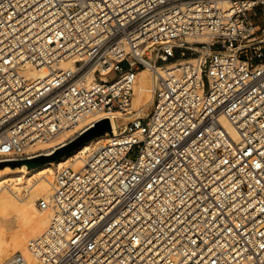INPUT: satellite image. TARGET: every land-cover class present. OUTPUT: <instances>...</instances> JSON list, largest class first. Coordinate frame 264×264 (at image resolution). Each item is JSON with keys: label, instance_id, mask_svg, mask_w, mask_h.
<instances>
[{"label": "built area", "instance_id": "obj_1", "mask_svg": "<svg viewBox=\"0 0 264 264\" xmlns=\"http://www.w3.org/2000/svg\"><path fill=\"white\" fill-rule=\"evenodd\" d=\"M90 117L68 142L109 141L57 169L9 264H264V0H0V163Z\"/></svg>", "mask_w": 264, "mask_h": 264}, {"label": "bare ground", "instance_id": "obj_2", "mask_svg": "<svg viewBox=\"0 0 264 264\" xmlns=\"http://www.w3.org/2000/svg\"><path fill=\"white\" fill-rule=\"evenodd\" d=\"M70 66V63L62 64L64 68ZM144 73L148 75L145 76ZM25 74L28 78L36 79L44 77L47 72L41 68L27 70ZM152 97L153 74L150 70L144 69L138 75L132 98V109L137 112V115L145 114ZM99 118L101 117L87 118L81 121L77 128L64 131L51 140L38 142L28 147L27 150L43 151L48 154L41 156H50L59 148L66 146L69 143L67 140L77 130H82ZM223 124L237 139L238 136L232 127L224 120ZM110 137L109 135L96 137L68 156L56 162H45L33 169L28 168L26 164L17 167L5 165L0 168V264H9L10 259L19 252L31 260L29 243L49 227L53 216L51 210L37 209V200L39 198L49 199L52 195L53 182L58 168L70 165L76 170L83 168L86 157L99 146L107 143Z\"/></svg>", "mask_w": 264, "mask_h": 264}, {"label": "water", "instance_id": "obj_3", "mask_svg": "<svg viewBox=\"0 0 264 264\" xmlns=\"http://www.w3.org/2000/svg\"><path fill=\"white\" fill-rule=\"evenodd\" d=\"M110 131H111V126L109 120L108 119L101 120L100 122L96 123L92 128L88 129L80 136L75 138L73 141L66 144V146H63L62 148L56 150L51 156H38L27 160L3 162L0 163V168L5 165H11L12 167H17L26 164L28 168L33 169L42 165L45 162H56L68 156L69 154L73 153L83 144L91 141L96 137L103 136Z\"/></svg>", "mask_w": 264, "mask_h": 264}, {"label": "rangeland", "instance_id": "obj_4", "mask_svg": "<svg viewBox=\"0 0 264 264\" xmlns=\"http://www.w3.org/2000/svg\"><path fill=\"white\" fill-rule=\"evenodd\" d=\"M113 75H114V74H112V76H113ZM144 75H145V76H147L148 74H147V73H144ZM112 76H110V77H112ZM145 76H144V77H145ZM144 77H143V78H144ZM148 94H149V93H148ZM149 96H150V95H149ZM149 99H150V97H149ZM147 107H148V105H147ZM73 137H74V135H72V137H71V138H73ZM71 138H69V139H71ZM69 139H68V140H69ZM68 140H67V142H68ZM70 142H71V141H70ZM70 142H69V143H70ZM28 151H30V152H35V150H32V149H29ZM36 151H37V150H36ZM41 152H43V151H41ZM50 156H51V155H50ZM40 166H41V165H40ZM40 166H39V167H40ZM36 207H37V205H36ZM37 209H38V208H37ZM14 230L16 231V230H17V228H16V229H14ZM10 234H11V233H9V235H10ZM34 238H36V237H34ZM34 238H33V239H34ZM17 254H20V252H19V253H17Z\"/></svg>", "mask_w": 264, "mask_h": 264}]
</instances>
